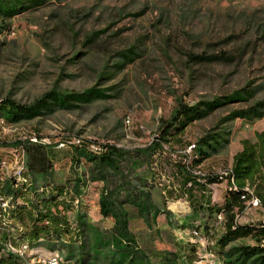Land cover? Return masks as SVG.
<instances>
[{
	"label": "rangeland",
	"instance_id": "obj_1",
	"mask_svg": "<svg viewBox=\"0 0 264 264\" xmlns=\"http://www.w3.org/2000/svg\"><path fill=\"white\" fill-rule=\"evenodd\" d=\"M0 120V144L24 142L27 168L18 167V177H29L33 200L62 186L57 211L80 233L40 241L32 256L55 253L60 264H264V243L223 241L219 211L189 205L180 182L187 174L224 204L241 141L264 131V0H0ZM37 146L47 172L28 170L27 148ZM108 146L117 153L103 160ZM15 149L0 146L3 210L19 200L22 182L9 167ZM195 156L203 158L197 166ZM259 193L264 200V186ZM238 215L239 224L264 229V204ZM0 218V256L14 257ZM256 245L263 249L245 253Z\"/></svg>",
	"mask_w": 264,
	"mask_h": 264
},
{
	"label": "trees",
	"instance_id": "obj_2",
	"mask_svg": "<svg viewBox=\"0 0 264 264\" xmlns=\"http://www.w3.org/2000/svg\"><path fill=\"white\" fill-rule=\"evenodd\" d=\"M2 144V145H1ZM0 146H20L24 144L22 141H15L11 143L2 142ZM242 149L234 154L232 158V166L230 173L227 175V180H232L233 184L230 187H236L237 190L226 192V198L224 204L220 207H210L212 212L223 209L226 215L225 222V234L222 240L227 241L231 239H239L246 237H254L258 239L264 238V229L255 230L251 225H241L235 222V213L245 211L251 204L248 201L249 195L245 194V187L252 188L254 194L260 199L261 206L264 204V200L259 193L260 189L264 186V131L255 133V141L252 142L248 139L241 141ZM32 149V150H31ZM27 150L32 151L30 153V162L28 170L30 172H47V155L41 148L35 147ZM117 151L113 146H108L106 151L102 153L101 158L107 160L111 155L116 154ZM203 161V158L195 156L193 157L191 164L195 166L199 165ZM26 178V175L24 174ZM180 182L183 186L189 182L191 186H196L201 191H205V185L201 182H195L194 178L184 174L180 176ZM219 181L217 178L209 179V183ZM26 182V183H25ZM23 183H17V188L14 191V198H19L18 203L11 204V208L8 212H4L0 206V212L4 213V217H7L4 225L6 231L2 232L1 238L6 240L11 238L12 245L16 246L21 242H26L30 246L39 243L40 241L49 242L52 240L62 239L67 235H71V238H75L80 233L78 232V226L74 225L68 217L61 216L58 211V205L60 201H63L62 195L64 188L53 186L49 192L42 191L40 193H34L35 201L32 198V194L27 188L29 181ZM28 182V183H27ZM2 190L0 184V191ZM248 197V198H247ZM2 201H6V196L0 195ZM5 198V199H4ZM101 212L107 215L108 211L105 209V198L101 201ZM66 216L68 212H65ZM122 230L124 235L128 236L125 223L122 224ZM77 226V227H76ZM76 240V239H75ZM129 240H132L131 238ZM263 249L260 245H256L253 248H246L245 253L260 251ZM0 264H19V261L14 257H2L0 256Z\"/></svg>",
	"mask_w": 264,
	"mask_h": 264
},
{
	"label": "built area",
	"instance_id": "obj_3",
	"mask_svg": "<svg viewBox=\"0 0 264 264\" xmlns=\"http://www.w3.org/2000/svg\"><path fill=\"white\" fill-rule=\"evenodd\" d=\"M125 119H126V117H125ZM75 143L79 144V143H77V141H75ZM189 151H191V149L185 150L186 153ZM23 152H24L23 144H21L20 146H17L16 149L14 150V153H13L14 158L12 159L11 164H9V167L12 168V170H13V177H18V167L27 168V166L25 164ZM95 152L100 153L101 148L97 147ZM19 180L30 181L28 176H27V178H19ZM225 182H226V185L233 184L232 180H227V173L225 175ZM245 191L246 192L244 195H247V187H245ZM0 201H1V199H0ZM57 201L59 202L58 208L60 210L63 206L60 205V200H57ZM248 201L251 204V208H257V207L261 206V202H260L258 197L257 198H248ZM78 202H79L78 198L74 196V203L78 204ZM0 221H1V218H0ZM225 222H226L225 212L223 213V215L217 216V218H215V223H225ZM189 238H190L191 243L194 245H196L198 243H202L201 242V240H202L201 232L198 229V225H195V227L193 228L192 233H191ZM9 242H12L10 237H8L6 239V247H9ZM259 243H264V238H261L259 240ZM26 249H27V247L18 246V244H17L16 250H9V255H21L24 259V252L26 251ZM36 256H37V264H56L55 260H54V254L50 255V256H41V255H36Z\"/></svg>",
	"mask_w": 264,
	"mask_h": 264
},
{
	"label": "bare ground",
	"instance_id": "obj_4",
	"mask_svg": "<svg viewBox=\"0 0 264 264\" xmlns=\"http://www.w3.org/2000/svg\"><path fill=\"white\" fill-rule=\"evenodd\" d=\"M127 121H128V122L130 121L129 118H127ZM0 122H2V121L0 120ZM77 142L79 143V141H77ZM194 148H195V144H191V145H189L186 149H191V151H189V152H187V153L190 154V153L194 150ZM19 178H24V177H21V175H19L18 180H19ZM19 181L23 183V182H25L26 180H19ZM233 189H234V190H237L236 187H233ZM63 194L66 195V192H64ZM247 195H249L250 198H257V197L255 196V194L252 193L248 188H247ZM0 199H1V201H0V206H2V205L5 203V200L2 201V198H0ZM4 199H5V198H4ZM259 200H260V199H259ZM261 203H262V201H261ZM12 205H13V204H12ZM3 211L8 212L9 210L4 209ZM223 213H224V210L221 209V210L218 212L217 216H221V215H223ZM217 216H216V218H217ZM6 223H7V222H6ZM19 246H25V247H27L26 251L24 252V259H23V257H22L21 255H14V258H16L19 262L21 261L22 264H34V263H33L34 260H35V263H37V256H36V255H33V256H32V255L30 254L29 250H30L31 246H30L28 243H26V242H21V243L19 244ZM7 250H8V251H9V250H16V246L12 245V242H9V247H7ZM30 259H31L32 261H31ZM54 260H55V263H56V264H60V259H59L58 255L55 254V253H54Z\"/></svg>",
	"mask_w": 264,
	"mask_h": 264
},
{
	"label": "crops",
	"instance_id": "obj_5",
	"mask_svg": "<svg viewBox=\"0 0 264 264\" xmlns=\"http://www.w3.org/2000/svg\"><path fill=\"white\" fill-rule=\"evenodd\" d=\"M249 140V139H248ZM251 141V140H250ZM252 142H254V141H252ZM241 149H242V145H241ZM240 149V150H241ZM239 150V151H240ZM239 151H237V152H239ZM236 152V153H237ZM235 153V154H236ZM195 182H197L196 181V179L194 180ZM199 182V181H198ZM188 184H190L189 185V187H187V185H185L184 186V189H183V191H184V193H185V195L189 198V200H187V203L189 204V205H193V207L194 208H197V207H201V205H203V206H211V207H213V206H216V207H220L222 204H213L211 201H210V199L208 198V197H206L204 194H205V191H201L199 188H197L196 186H191V183L189 182ZM228 188L230 189H233V186L232 187H230V184H228ZM64 191H67V190H64ZM203 200H205L206 201V205L205 204H203L202 202H200V201H203ZM208 201V202H207ZM200 202V204H198ZM221 210V209H220ZM220 210H218V211H220ZM218 211H215L216 213L218 212ZM215 213V214H216ZM68 214V213H67ZM238 213H235V222L236 223H242L239 219H238ZM32 247V246H31Z\"/></svg>",
	"mask_w": 264,
	"mask_h": 264
}]
</instances>
